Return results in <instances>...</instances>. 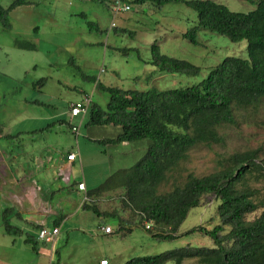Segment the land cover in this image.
I'll return each mask as SVG.
<instances>
[{"label":"rangeland","instance_id":"374dc122","mask_svg":"<svg viewBox=\"0 0 264 264\" xmlns=\"http://www.w3.org/2000/svg\"><path fill=\"white\" fill-rule=\"evenodd\" d=\"M13 1L0 0V4L8 9ZM254 1L258 0H216L239 13L254 11ZM28 2V5L9 13V30H4L0 23V151L13 155L14 161H6L7 155L4 161L8 169L14 168L19 178L25 177L24 173L37 175L34 183L40 184L43 195L54 199L51 207L59 206L58 211L66 220L53 245L45 247L38 242L40 248H47L51 255L33 251L23 236L8 235L1 221L0 264H100L102 259L108 260L109 264H125L135 257L155 256L188 245L212 248L214 243L210 237L186 233L198 226L212 230L219 224L217 208L220 202L215 197H206L201 206L191 210L179 230L180 238L162 241L146 231L138 215L123 205L126 195L122 190L105 194L95 202L98 210L112 216L116 212L128 227L137 223L130 227V233H126V229L121 233L118 220L103 221L91 211L80 210L86 201H91L86 194L79 195L71 186L64 187L63 184L59 195L57 186L51 185L52 179L43 180L40 175L43 168L38 164L36 153L55 140L62 145V151L79 155L71 170L74 180L84 181L90 191L97 188L116 171L138 163L147 153L150 141L134 142L128 147L93 142L91 137L94 136L103 140L115 139L122 129L115 126L87 127L90 111L85 116L71 119L72 103L89 96L93 104L106 109L110 96L97 87V82L105 87L138 91L151 88L167 91L197 85L225 58L247 59V41L233 43L207 30L198 31L196 42L184 37L197 26L198 15L182 3H170L161 9L133 5L131 12L114 16L110 1ZM17 41L33 45L35 49H20L15 45ZM154 44L161 54L199 67L200 74L160 73L151 64ZM42 79H46L44 86L39 83ZM56 114L59 115L56 117ZM236 119L235 126L221 130L224 143L194 149L189 160L181 164L180 172L160 187V193H167L174 185L183 183L189 173L203 177L219 171L222 159L234 152L259 149V158L264 160V103L258 109L238 112ZM60 120V131L48 132L47 128L40 132L41 135L33 133L29 140L21 134L46 128L51 123L52 126L58 125ZM72 126H80L77 139ZM29 147L30 157L19 154L23 148ZM1 152L0 188L4 189L8 180L4 176ZM33 157L35 163H31ZM52 171L49 169L50 173ZM248 181L256 190L255 200L264 204V177L255 173L248 176ZM3 211L0 210L1 216ZM262 212L263 208L247 219L254 220ZM11 223L17 227L18 221L15 219ZM102 226H110L114 233L106 235L100 230ZM33 233L38 240V233ZM185 264L196 263L186 261Z\"/></svg>","mask_w":264,"mask_h":264},{"label":"trees","instance_id":"16d2710c","mask_svg":"<svg viewBox=\"0 0 264 264\" xmlns=\"http://www.w3.org/2000/svg\"><path fill=\"white\" fill-rule=\"evenodd\" d=\"M93 1L107 3L110 0ZM129 2L132 6L156 9L170 3L185 4L197 13L198 24L184 37L196 42L198 31L207 30L233 43L247 41L248 58L227 57L205 80L187 88L138 91L105 87L97 82V87L108 92L110 100L106 109L91 102L87 127L122 129L117 138L97 143L118 145L148 140L150 145L134 166L116 171L97 188L88 190L86 196L91 201L83 204V210L93 212L103 221L118 220L119 231L123 233L126 229V233H130V227L137 223L128 227L116 212L115 216L101 212L95 204L105 194L122 190L126 195L123 205L138 215L146 231L158 240L175 241L181 237L179 230L191 210L201 206L206 197L213 196L220 202L217 208L219 224L212 230L198 226L186 233L210 237L214 243L212 248L188 245L155 256L135 257L125 264H185L186 261L264 264V204L255 200L256 190L248 181V176L255 173L264 177V160L259 158V149L234 152L222 159L219 171L203 177L189 173L183 183L174 185L167 193H160V187L180 172L181 164L189 160L194 149L224 143L221 130L237 124L236 114L258 109L264 103V0L254 1L256 8L250 13L233 12L216 0ZM28 4V0H14L8 9L0 4V23L4 30L11 28L9 13ZM15 45L20 49H35L23 42L17 41ZM152 52L151 64L160 73L200 74V68L194 64L161 54L156 44ZM39 83L44 86L46 79ZM74 127L80 128L72 126V131ZM261 208L263 212L259 217L247 219ZM13 217H20V213L5 208L2 225L7 233L20 234L22 229L11 224ZM149 222H154L151 230L146 229ZM25 242L33 251H38L39 240L35 236L28 234Z\"/></svg>","mask_w":264,"mask_h":264},{"label":"crops","instance_id":"0c3cea01","mask_svg":"<svg viewBox=\"0 0 264 264\" xmlns=\"http://www.w3.org/2000/svg\"><path fill=\"white\" fill-rule=\"evenodd\" d=\"M34 101L30 102L33 103ZM28 103V102H27ZM78 103V102H77ZM73 104V103H72ZM56 114L55 116L57 117ZM60 118V116H59ZM55 119V118H54ZM71 119H73L71 117ZM52 123L47 125L46 128H40L32 132H22L21 134H24L23 137L28 138H33V133L39 134L40 132L46 131L45 129H49L48 132H53L51 130L58 129L59 131L61 130V123L59 122L58 125H53ZM38 130H43V131H38ZM40 133V135L42 134ZM54 133H57V131H54ZM72 133H74L72 131ZM75 134V133H74ZM11 138H14V135H10ZM79 136V131L78 135H76V139ZM21 138V137H20ZM91 140L93 142L100 141L103 139H99L97 136L91 137ZM123 147H128L131 145V143H122ZM62 145L59 143L54 142L49 143L46 145L44 150H40L39 152L36 153V156L38 159V164L43 168V173L40 175H43V180L46 179H52L53 183L51 184L52 186H57V190L59 192V195H61L62 192V185L64 184V187H69L76 191L79 195H85L86 192L89 190L88 185L84 181H76L71 175V170L72 168L76 165V162H70L67 159V156L70 153H75L72 151H62L61 149ZM31 147L26 148L22 151H20V155L25 156L26 154L30 157L28 153H30ZM1 152V151H0ZM3 152H1L2 154ZM8 154V153H7ZM5 153L1 155L2 161L5 165V170H4V176L8 182L6 183L7 187L6 188H0V210L5 209V208H12L15 211L20 213V217H13L12 220H17L18 224L17 227L20 226L22 228V233L18 234L20 236L25 237V241L27 239L28 234H34L33 231H36L37 233L41 229L42 226H46L49 228H59L60 233H61V228L63 224L65 223V216L58 211V208L53 209L51 207L52 203H54V199L50 200L48 197L43 195V189L39 190V183H34V176L35 175H28V173H24L25 177L19 178L15 172L14 168L11 170L8 169V166H6L5 161H4V156L6 157ZM77 154V153H76ZM3 156V157H2ZM77 157L79 158V155L77 154ZM77 158V160H78ZM15 158H13V155L11 154L10 156L7 155L6 161L9 163L14 161ZM30 161V160H29ZM32 161V162H31ZM31 163H35V157L31 160ZM37 162V161H36ZM7 169V170H6ZM49 169H52V173L49 172ZM47 170V171H46ZM7 173V175L5 174ZM37 176V175H36ZM35 176V178H36ZM39 177V176H38ZM55 181L58 183L56 184ZM79 183H84L86 187V191L82 192L78 190V185ZM80 210H83L81 207ZM72 216V215H71ZM53 218V223H51V220ZM2 221V216L0 215V222ZM12 224V223H11ZM13 226H16L14 223ZM102 231V227L100 228ZM103 232V231H102ZM104 233V232H103ZM12 235V234H8ZM109 235V234H106ZM112 235V234H110ZM36 237L37 235L34 234ZM40 242V241H39ZM26 243V242H25ZM45 247L49 245H44ZM37 253L41 255H51L52 252L47 250V248H40L39 243H38V251Z\"/></svg>","mask_w":264,"mask_h":264},{"label":"built area","instance_id":"2783aa9c","mask_svg":"<svg viewBox=\"0 0 264 264\" xmlns=\"http://www.w3.org/2000/svg\"><path fill=\"white\" fill-rule=\"evenodd\" d=\"M110 10L114 16H118L119 14H124L127 12H130L132 10V5L130 4L129 0H110ZM115 24H112V27H114ZM92 102V99L89 96H85V98L78 103L71 104L70 105V116L72 118H77L80 116H85L90 108V104ZM79 129L73 128V132L78 134ZM77 154L76 153H70L67 156L68 161L70 162H76L77 161ZM78 190L85 192L86 187L84 183H79ZM154 227V222H149L146 225L147 230H151ZM102 231L105 234H112L113 229L110 226H102ZM60 234L59 228H49V227H43L38 232V240L42 243L47 244H54L56 239L58 238ZM100 264H109V261L106 259H102L100 261Z\"/></svg>","mask_w":264,"mask_h":264}]
</instances>
